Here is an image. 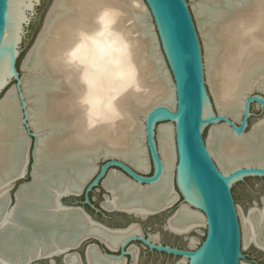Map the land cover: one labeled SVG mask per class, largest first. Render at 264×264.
Segmentation results:
<instances>
[{
  "label": "bare ground",
  "instance_id": "6f19581e",
  "mask_svg": "<svg viewBox=\"0 0 264 264\" xmlns=\"http://www.w3.org/2000/svg\"><path fill=\"white\" fill-rule=\"evenodd\" d=\"M192 6L216 108L239 120L244 94L254 86L264 90V0H201ZM146 12L142 0H55L35 53L22 65L28 72L23 82L30 123L42 133L36 149L39 172L33 185L19 190L17 203L24 209L18 212L5 209L8 176L24 168L13 90L0 104V253L15 257V262L25 254L29 258L50 252L51 243L80 229L71 220L65 225L70 232L57 237L61 226L57 198L78 192L92 174L96 156L113 154L138 170L149 169L142 119L157 104L174 107V89L151 27L144 24ZM258 124L262 127L233 139L223 136V129L211 127L208 145L224 172L232 169L234 159L250 154L249 139L258 141L264 135V118ZM172 136L170 123L159 126L165 163L161 180L142 188L113 172L104 182L113 194L107 206L144 213L176 199L170 183L175 158ZM216 137H220L217 148ZM240 217L244 245L255 241L264 248V207ZM204 224L202 213L186 205L169 221L170 228L180 233ZM85 231L94 229L87 225ZM198 241L191 238L190 246ZM1 264L16 263L1 258Z\"/></svg>",
  "mask_w": 264,
  "mask_h": 264
},
{
  "label": "water",
  "instance_id": "95a60500",
  "mask_svg": "<svg viewBox=\"0 0 264 264\" xmlns=\"http://www.w3.org/2000/svg\"><path fill=\"white\" fill-rule=\"evenodd\" d=\"M54 2L55 0L51 1L39 31L22 58L19 44L25 25L31 20L32 12L40 0H0V104L13 90L18 103L19 126L23 134V141L18 143H23L24 151L22 173L14 172L8 176L5 192L6 210L18 212L24 209L17 203L18 195L22 194L19 190L23 186L27 189L33 185L36 180L35 174L39 172L36 149L42 132L30 123L31 110L26 97L28 92L25 91L23 82L28 72L22 65L35 53L36 42ZM142 2L152 20L174 89V107L163 103L157 104L150 108L142 119L144 149L150 167L147 171H141L120 156L100 154L95 158L94 170L88 180L78 192L59 194L58 206L70 209L74 206L63 204L62 198L84 193L83 203L94 207L89 202L88 193L99 185L106 192L105 198L111 199L113 194L104 182L113 172L131 186L145 188L157 184L165 171L158 138L159 126L170 123L175 154L170 183L176 199L164 207L153 206L144 213L132 212L135 216L145 219L149 215L172 211L165 225V228H168L172 216L182 205H186L200 211L204 216L203 239L195 247L189 245L187 249H180L152 242L143 236H131L122 246L130 240L137 239L150 250L184 258L185 264H241L244 258L243 232L232 185L247 178H264V135L259 136L258 141L249 139L248 143L252 146L249 149L250 154L234 159L232 169L226 173L209 148L210 130L205 135L204 129L208 126L218 127V130L223 129V136L233 139L244 137L254 128L262 127L258 123L264 118V90L254 86L244 94L239 120L226 113H220L209 97L205 78L204 50L188 0H142ZM262 79L264 81V78ZM253 106L259 109L262 117L250 127ZM219 139L220 137H216L215 148L220 146ZM14 145L16 146L17 143L14 142ZM260 201L263 206L259 207L257 201H254L247 214L251 209L263 208L264 198ZM32 212L37 211L34 209ZM193 230L195 228H191L186 233ZM261 240L264 241V238ZM251 243L264 250L255 241Z\"/></svg>",
  "mask_w": 264,
  "mask_h": 264
},
{
  "label": "flooded vegetation",
  "instance_id": "af4514ba",
  "mask_svg": "<svg viewBox=\"0 0 264 264\" xmlns=\"http://www.w3.org/2000/svg\"><path fill=\"white\" fill-rule=\"evenodd\" d=\"M105 194L106 192L100 185L88 193L89 202L94 207L83 203L84 193L62 198L63 204L74 207L66 208L67 210L60 207L58 221L61 226L58 228L57 237L61 232L65 234L70 232L65 229V225L71 220H75L80 229L77 231L74 229L71 232V237L64 241L57 240L55 244L51 243V251L45 250L41 252V255L32 254L28 258L25 254L26 256L24 255L21 260L15 262V257L0 253V264L1 258H8L16 264H179L184 259L157 250H150L137 239L122 245L131 236H143L155 243L187 249L191 238L194 237L192 233H198L196 228L189 233H186L187 231L181 232V234L180 232L174 233L177 231L171 229L169 224V227L165 228L172 211H163L142 219L135 216L134 211L107 206L106 202L111 201L113 197L107 200ZM50 211L53 212L52 209ZM64 211L72 216L65 217ZM87 225L94 231L85 233ZM132 226L136 229L128 231ZM204 231L201 232V240ZM95 232H99L100 235ZM251 242L247 244L249 248L243 253L244 258L241 260V264H264V250L255 247Z\"/></svg>",
  "mask_w": 264,
  "mask_h": 264
},
{
  "label": "rangeland",
  "instance_id": "374dc122",
  "mask_svg": "<svg viewBox=\"0 0 264 264\" xmlns=\"http://www.w3.org/2000/svg\"><path fill=\"white\" fill-rule=\"evenodd\" d=\"M51 1L52 0H40V3L38 5H36L35 10L32 12L31 20L27 23V25H25L22 40H21V43L19 44V50L21 51V55L23 54L22 56L20 55L22 58L25 55V53L27 52V50L29 49L30 45L32 44L37 32L39 31V29L42 25L43 18L45 16V13H46ZM188 2H189V6H190L191 10L193 11L192 5L194 3H200V0H188ZM193 14H194V12H193ZM194 17H195V15H194ZM144 20H145L144 24L149 25L151 27V32H152L151 34L153 36H155L156 42L158 44L157 37L155 34V30H154V27L152 24V20H151L150 16L148 15V11L145 13ZM195 22H196L199 38H200L202 46H203V37H202V34H201L200 29L198 27V22H197L196 17H195ZM203 50H204V46H203ZM158 51H160L161 63H163V66L165 67L164 68L165 72L169 75V77L171 79L170 72H169L167 65L165 63V60L162 56L159 44H158ZM204 63H205V59H204ZM205 78H206V67H205ZM207 89L209 92V97L211 99V102L213 104H215L208 83H207ZM252 112H253V116L250 118V127L252 125H254L257 121H259V119L262 117L259 109H257L256 106L252 107ZM211 127H213V126H208L204 129L205 135L208 134ZM249 130H250V128H249ZM232 192H233V196H234V199H235V202L237 205V210L239 212V217H240V213H242L245 216L247 215V211H248L249 207L252 206V203L254 201H257L259 207L263 206V203H261V201H260L261 198H264V181L263 180L256 179V178H250L248 180L245 179L244 181L236 182L232 185ZM202 226L203 225L196 227V230L198 232L197 234L192 233V235L194 237L198 238L199 241L202 238L201 232L204 231ZM248 248H249V245H244V243H243V251L242 252L243 253L246 252V250Z\"/></svg>",
  "mask_w": 264,
  "mask_h": 264
},
{
  "label": "trees",
  "instance_id": "16d2710c",
  "mask_svg": "<svg viewBox=\"0 0 264 264\" xmlns=\"http://www.w3.org/2000/svg\"><path fill=\"white\" fill-rule=\"evenodd\" d=\"M248 179H250V178H247L246 180H248ZM256 179H260V178H256ZM260 180H263V181H264V178H262V179H260Z\"/></svg>",
  "mask_w": 264,
  "mask_h": 264
}]
</instances>
